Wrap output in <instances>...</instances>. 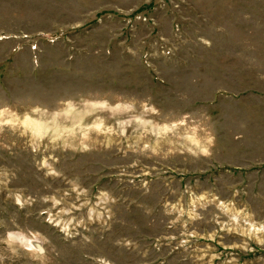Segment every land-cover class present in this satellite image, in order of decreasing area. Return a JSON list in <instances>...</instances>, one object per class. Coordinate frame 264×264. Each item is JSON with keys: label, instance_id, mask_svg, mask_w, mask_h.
I'll return each mask as SVG.
<instances>
[{"label": "rangeland", "instance_id": "obj_1", "mask_svg": "<svg viewBox=\"0 0 264 264\" xmlns=\"http://www.w3.org/2000/svg\"><path fill=\"white\" fill-rule=\"evenodd\" d=\"M0 264H264V0H0Z\"/></svg>", "mask_w": 264, "mask_h": 264}, {"label": "built area", "instance_id": "obj_2", "mask_svg": "<svg viewBox=\"0 0 264 264\" xmlns=\"http://www.w3.org/2000/svg\"><path fill=\"white\" fill-rule=\"evenodd\" d=\"M243 229V228H242ZM248 229H249V227H248ZM244 230V229H243Z\"/></svg>", "mask_w": 264, "mask_h": 264}]
</instances>
